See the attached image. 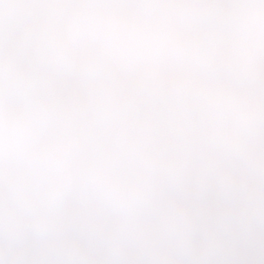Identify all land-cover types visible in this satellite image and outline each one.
I'll use <instances>...</instances> for the list:
<instances>
[{
	"label": "clouds",
	"instance_id": "obj_1",
	"mask_svg": "<svg viewBox=\"0 0 264 264\" xmlns=\"http://www.w3.org/2000/svg\"><path fill=\"white\" fill-rule=\"evenodd\" d=\"M0 264H264V0H0Z\"/></svg>",
	"mask_w": 264,
	"mask_h": 264
}]
</instances>
